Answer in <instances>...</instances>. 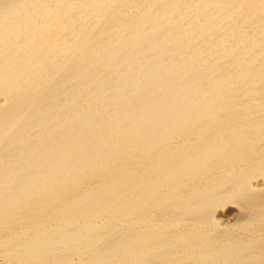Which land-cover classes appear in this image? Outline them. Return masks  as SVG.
<instances>
[{
  "label": "bare ground",
  "instance_id": "obj_1",
  "mask_svg": "<svg viewBox=\"0 0 264 264\" xmlns=\"http://www.w3.org/2000/svg\"><path fill=\"white\" fill-rule=\"evenodd\" d=\"M0 264H264V0H0Z\"/></svg>",
  "mask_w": 264,
  "mask_h": 264
}]
</instances>
